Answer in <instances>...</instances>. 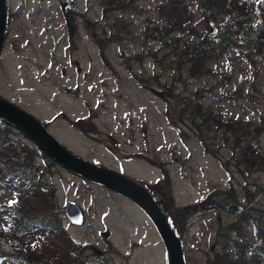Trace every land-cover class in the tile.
<instances>
[{
  "label": "rangeland",
  "instance_id": "374dc122",
  "mask_svg": "<svg viewBox=\"0 0 264 264\" xmlns=\"http://www.w3.org/2000/svg\"><path fill=\"white\" fill-rule=\"evenodd\" d=\"M6 1L0 97L46 123L83 159L131 177L161 199L166 194V212L160 208L172 230L187 221L174 231L186 264H208L222 250L219 233L246 211L264 213V161L248 169L239 156L249 136L238 148L236 135L210 130L211 124L199 129L185 117L172 123L175 112L166 100L172 94V104L193 100L238 122L242 132L261 128L252 135L264 156V51L247 56L241 47L226 46L204 75L191 77L189 43L196 34L215 33V23L199 15L194 0H177L196 16L184 33L173 34L162 23L167 0ZM247 1L264 20V0ZM20 134L16 130L13 138L32 144ZM45 162L37 158L43 169ZM51 167L46 179L56 187L55 212L73 242L87 249V264H168L158 231L137 205L57 163ZM229 196L238 205L235 213L226 205ZM10 200L1 186L0 208ZM71 203L86 214L82 226L67 217ZM252 217L248 234L257 223ZM7 223L3 212L0 227ZM32 238L23 242L32 246ZM0 258L1 264H18L2 253Z\"/></svg>",
  "mask_w": 264,
  "mask_h": 264
},
{
  "label": "trees",
  "instance_id": "16d2710c",
  "mask_svg": "<svg viewBox=\"0 0 264 264\" xmlns=\"http://www.w3.org/2000/svg\"><path fill=\"white\" fill-rule=\"evenodd\" d=\"M107 2L124 4V0H107ZM194 3L201 17L215 23V33L213 37L208 36V33L203 36L196 34L198 40L189 43L190 51H193L192 59L189 60L191 77L204 75L208 63L220 57L226 46L241 47V52L245 55H260L264 51V20L257 10L253 9L250 2L247 0H194ZM191 10L188 3L186 5L177 0H167L161 7L162 23L167 25L164 29L169 28V34L184 33L186 28H190L196 16ZM189 48L187 47V51ZM170 96L173 97V94ZM171 97H167L166 100L170 109L175 112V118L171 119L172 123L177 122V117H185L192 126L196 125L199 129L201 124H211L210 130L214 126L218 132L220 129L231 132L233 136L236 135L238 148L240 144H246L241 147L239 156L248 169L259 166V159L264 161L263 151L253 143L258 136L252 135H259L261 128L249 132L245 129L242 132L238 122L229 121L216 113L207 111L193 100H182L181 104H172ZM45 126L47 127L46 123ZM13 132H16L15 128L0 118V187H6L13 198L10 201H15L0 208V215L3 212L8 213L7 228L0 227V253L9 258L13 257L12 260L18 264H87L84 257L87 249L73 242L55 212L56 208L52 199L56 196V187L46 179L55 162L34 144L14 139ZM246 136L249 137L245 139V143L243 138ZM217 153L216 149L214 154L217 155ZM39 157L46 159L44 169L37 164ZM261 166L264 169V163ZM39 170L41 172H38ZM151 193L166 212L162 201L167 197L166 194H163L164 198L161 199L158 193L154 191ZM39 199H42L41 204L37 202ZM226 201V205L231 206L230 210L235 213L238 210L236 200L230 197ZM42 204L47 205V208ZM252 214L256 215L257 223L252 234H248L245 224L254 219ZM186 222H180L178 225L173 222L174 231L184 230ZM219 234H221L220 240L223 241L222 250L208 264H264V213L246 211ZM26 237H33L35 241L32 246L23 242ZM51 237L54 239L50 242ZM57 238H60L61 243L55 242ZM256 240H259L258 244ZM46 241L49 244L42 249ZM38 248L42 250L38 252Z\"/></svg>",
  "mask_w": 264,
  "mask_h": 264
},
{
  "label": "water",
  "instance_id": "95a60500",
  "mask_svg": "<svg viewBox=\"0 0 264 264\" xmlns=\"http://www.w3.org/2000/svg\"><path fill=\"white\" fill-rule=\"evenodd\" d=\"M6 26L7 2L0 0V58L5 47ZM0 118L14 127L58 165L137 205L158 231L167 250L168 264H186L180 239L172 230L168 215L143 185L131 177L83 159L54 137L42 121L1 97ZM66 214L73 225L81 226L84 224L85 216L78 204H69L66 208ZM2 260L0 258V264Z\"/></svg>",
  "mask_w": 264,
  "mask_h": 264
},
{
  "label": "bare ground",
  "instance_id": "6f19581e",
  "mask_svg": "<svg viewBox=\"0 0 264 264\" xmlns=\"http://www.w3.org/2000/svg\"><path fill=\"white\" fill-rule=\"evenodd\" d=\"M7 2V1H6ZM7 16H8V5H7ZM49 130V129H48ZM65 146V145H64ZM69 149V148H68ZM159 204V203H158Z\"/></svg>",
  "mask_w": 264,
  "mask_h": 264
},
{
  "label": "snow or ice",
  "instance_id": "6c2138e0",
  "mask_svg": "<svg viewBox=\"0 0 264 264\" xmlns=\"http://www.w3.org/2000/svg\"><path fill=\"white\" fill-rule=\"evenodd\" d=\"M15 201H10L9 203H14Z\"/></svg>",
  "mask_w": 264,
  "mask_h": 264
},
{
  "label": "flooded vegetation",
  "instance_id": "af4514ba",
  "mask_svg": "<svg viewBox=\"0 0 264 264\" xmlns=\"http://www.w3.org/2000/svg\"><path fill=\"white\" fill-rule=\"evenodd\" d=\"M142 184V183H141ZM149 188V187H148ZM84 214H85V212H84ZM85 219H86V214H85Z\"/></svg>",
  "mask_w": 264,
  "mask_h": 264
}]
</instances>
